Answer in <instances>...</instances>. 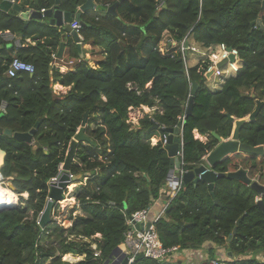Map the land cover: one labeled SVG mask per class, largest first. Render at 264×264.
<instances>
[{
	"label": "trees",
	"instance_id": "1",
	"mask_svg": "<svg viewBox=\"0 0 264 264\" xmlns=\"http://www.w3.org/2000/svg\"><path fill=\"white\" fill-rule=\"evenodd\" d=\"M85 1L23 0L20 4L32 10L57 7L75 14ZM96 1L107 8L116 0ZM158 1L122 0L116 6L117 16L84 12V25L78 31L82 41L104 55L97 68L79 60L65 73L50 69L52 54L61 42L57 28L37 21L24 26L16 13L0 10V32L43 39L36 46L15 49L0 37V104L6 103L0 127L27 132L38 123L31 144L0 135V147L6 152L0 174L10 178L16 193L27 194L20 196L17 205L0 210V264H106L131 230L128 217L150 207L172 168L161 142L151 145L149 141L154 132L164 134L149 130L151 120L164 127L176 126L183 118L191 83H197L192 113L181 134L183 168L192 170L217 145L211 132L230 137L233 121L228 115L246 117L255 99L264 100V30L252 24L260 18L264 26V0H164L165 7L155 14ZM165 31L176 42L187 36L203 45L234 47L242 66L212 92L205 84L206 64L197 63L182 73L183 60L176 47L167 46V52H161ZM67 44L69 58L79 59L75 44L71 40ZM12 57L32 63L34 72L7 78L4 72ZM56 83L70 86L63 97L54 94L51 84ZM141 105L156 109L133 127L127 122L128 112ZM86 111L84 133H90L87 136L95 144L88 143L87 149L78 143L70 164L71 175L81 173L83 178L91 173L70 210L69 219L74 222L66 230L52 218L41 227L38 217L48 197V183L59 174ZM92 123L96 129L90 131ZM194 130L207 139H196ZM239 141L264 145V104L254 120L241 126ZM213 169L223 173L243 169L264 185V155L235 152ZM213 193L205 181L182 184L154 223L162 245L196 249L209 241L236 257L252 254L228 264H264L256 258L264 251V210L257 203L261 199L264 206V193L258 195L250 186L227 177L215 180ZM75 210L82 215L73 216ZM96 234L100 236L94 238ZM87 239L96 243L98 257ZM66 253L85 257L71 263L61 259ZM209 253L213 257V250ZM131 264L163 262L138 254Z\"/></svg>",
	"mask_w": 264,
	"mask_h": 264
},
{
	"label": "water",
	"instance_id": "2",
	"mask_svg": "<svg viewBox=\"0 0 264 264\" xmlns=\"http://www.w3.org/2000/svg\"><path fill=\"white\" fill-rule=\"evenodd\" d=\"M122 0H116L111 5L107 6L106 13L110 14L112 16H117L116 14V6L117 4ZM58 0H56V3ZM162 7H165L163 5ZM158 8L155 11V14H157L161 9ZM96 5L94 4L93 0H86L81 6V11H87V10H95ZM0 9L4 11H8L9 9H13L17 13H19V17L24 19L25 21L28 20H40L42 18L48 17L49 23L51 25L63 27L64 31L67 33H70L71 36L74 38L76 42V48L78 51V54L80 57H82V48H81V41L78 32L71 27V23L73 21L78 22L80 25H84V22L81 20L80 13L71 14L69 12H65L60 10L59 8H49L44 10H32V9H26L22 10V7L18 4L17 0L11 1V0H1L0 1ZM264 10V1L262 2L261 12ZM252 24H257L262 30H264V26L262 25L261 19H257L255 22H252ZM65 47V43L63 41L60 42L58 47V55L60 56L63 49ZM230 60H233V57H230ZM225 60L218 63V67L222 66ZM182 73L187 72V68L185 65L182 66L181 70ZM212 72H208L206 74V77H209ZM197 83L192 82L191 88H190V95L188 98V103L185 108V112L183 115V118L181 121L178 122V124L174 127H164L160 126L158 123H156L154 120H151L152 125L149 128V130H159L160 132H164L167 134V145L165 147V150L168 154V157L170 158V163L172 167H179V159L177 157V153L179 151V142L182 134V127L183 123L186 121V118L188 115L192 113V104L194 100V95L197 91ZM251 96L254 97L253 89L251 90ZM264 104V100L255 99V107L254 109L243 118H234L233 116L228 115L230 120L233 121V128L232 132L229 138L223 139L221 136H219L216 132H211V134L215 137L217 140V145L206 155L205 162L200 164L199 166L195 167L192 170H186L183 173L182 176V182L184 184L192 182L194 184L198 183L199 181H205L208 185L209 192L212 196H214L213 193V187L214 182L216 179L227 177L229 179H237L241 181L242 183L250 186L253 188L258 195H262L264 193V185L260 184L256 179H250L246 171L243 169H238L233 172L223 173V172H216L213 169V166H215L217 163H219L221 160L229 156L230 154H233L235 152H246L250 154H256V155H264V145H256L251 146L246 143L239 141V131L241 126L246 121H252L256 118L257 114L259 113L262 105ZM87 116L88 111H86L83 115L82 121L80 123L79 128L77 129L76 133L72 137V139L69 142L68 149L66 151L64 162L61 166V173L59 174L56 181H50L48 183V197L45 203L44 208L39 214L38 217V224L41 227H44L47 225L48 222L53 218L52 217V209L53 207L58 204L61 200L64 199V191L66 190L67 186L71 184V182H76L82 178V174L78 173L75 175H70L69 168L70 164L73 160L74 154H75V148L78 143L85 142L90 144H95L93 140H91L85 133L84 128L87 124ZM38 127V123L34 125L33 128H31L27 132H12L10 129H5L0 127V135H6L12 137L14 140L18 142H25V143H31L32 142V136ZM6 155V152L1 149L0 147V159H1V165H3L4 157ZM91 173L86 172L84 173V176H90ZM9 187L12 191H15L14 185L10 182ZM216 204H219L217 200H215ZM258 205L264 210L263 203L261 199H258L257 201ZM8 207H0V210L9 208ZM149 223L146 224L148 226ZM140 226L136 225V228L138 229ZM236 232V229L233 230V234ZM228 236V240L232 238V235ZM232 253L228 250V256H231ZM129 257L125 256L124 259L121 261V264H128ZM1 263V260H0ZM163 264H181V261L178 260L177 262H170L165 261Z\"/></svg>",
	"mask_w": 264,
	"mask_h": 264
},
{
	"label": "built area",
	"instance_id": "3",
	"mask_svg": "<svg viewBox=\"0 0 264 264\" xmlns=\"http://www.w3.org/2000/svg\"><path fill=\"white\" fill-rule=\"evenodd\" d=\"M163 4L164 0H159L156 4V8H161ZM42 10L44 9H41V11ZM80 26L81 25L76 21H73L71 23V27L77 32L79 31ZM0 37L5 40H14L15 38L10 31L0 32ZM18 44L19 43L17 42V45ZM168 44L170 46L176 47L177 52H179L183 60V65H185L187 69L190 66L187 61L188 53L196 56V61L193 65L197 63L206 64L204 68L205 77L208 72H212L209 77H206V80L212 81L219 88H221L226 79L234 76L242 66V59L239 55L238 50L234 47L228 46L225 43L203 45L201 43L193 41V39L186 36L182 40L177 42L174 40H169ZM161 52H167V47L165 50H161ZM52 56L55 57V54L53 53ZM231 56L233 57V60H230ZM223 60H225L223 65L218 67V63ZM19 72L33 73L34 65L32 63L23 61L18 57H12L4 74L5 76L11 78L15 77ZM5 106V101H2L0 104V115L5 113ZM158 141L161 142L163 147H166L167 134L164 133ZM177 157L179 159V167H172L166 178L168 201H170L179 192L183 184L182 176L186 171L183 168L184 162L182 161L183 152L181 138L179 142V151L177 153ZM205 158L206 155L203 157V159L205 160ZM60 166H62V164ZM60 173L61 167L59 170V174ZM59 174L56 177L52 178L50 181H56ZM9 182L10 178H4L0 174V185L2 187L9 189ZM148 215L149 208H145L135 212L134 214H131L127 219V223L131 227V230L126 235V241L131 247V254L129 255L128 264H131L134 261L135 256L138 254H142L143 256L154 259L158 262H173V260L177 258L176 254L179 250L187 251L188 249H180L177 246L164 247L159 240L157 231L154 227V223L159 218V216L151 221L148 219ZM147 223H149L148 226H146ZM136 225L140 227L137 229ZM91 248L94 250V257H98L100 255V250L97 249L96 246H92ZM205 264H228V262L218 257H207L205 259Z\"/></svg>",
	"mask_w": 264,
	"mask_h": 264
},
{
	"label": "crops",
	"instance_id": "4",
	"mask_svg": "<svg viewBox=\"0 0 264 264\" xmlns=\"http://www.w3.org/2000/svg\"><path fill=\"white\" fill-rule=\"evenodd\" d=\"M11 1H14V0H11ZM18 1V4L21 6V2L23 0H17ZM28 1H31V0H28ZM59 1V0H58ZM94 4L96 5V8L95 10H87V11H81L80 10V6L77 7V12L76 13H80V16H81V20L83 21L82 19V14L84 12H88L89 15H93L95 13H101L100 11L101 10H106V8L102 7L100 3H98L96 0H93ZM58 3V2H57ZM56 3V0H55V4ZM22 7V6H21ZM27 9V5H25L22 10H26ZM1 10V9H0ZM63 11V10H62ZM6 12H14L16 13L18 16H19V13H17L16 11H14L13 9H9L8 11ZM106 11H104L105 13ZM75 13V14H76ZM117 14V12H116ZM21 18V17H20ZM49 19L48 17H45V18H42L40 20H28V21H25L24 19V22H25V25L24 26H28L32 21H37V22H40V23H43V24H47L49 26H52L54 28H57L60 32H61V35H60V40L63 41L65 43V47L61 53V55L59 56L58 55V49H57V52H54L55 54V57H51V62H50V69L52 68H57L60 72L62 73H65L69 70H73L74 69V66H75V63H77V61H79L80 59H74V58H69L68 56V53H69V47H68V41L71 40L75 46H76V42L74 40V38L71 36L70 33H67L64 31L63 27H59V26H55V25H51L49 23ZM13 35H14V40H5L3 39L4 42L7 43L8 45V48L10 46H14L15 49H19V48H23V47H28V46H36L38 44V42H43V39H40L37 40V39H33L32 37H25V38H22V36L19 34V33H13L11 32ZM79 34V32H78ZM167 34L168 35V32L165 31L163 33V36L165 37ZM169 36V35H168ZM79 37H80V41H81V48H82V56L84 53L83 51V47L84 48H87V49H90L91 47V54H96V52L99 53V50L97 51L98 48H94L93 46H91L90 44L88 43H84L82 41V37L81 35L79 34ZM170 37V36H169ZM163 38V37H162ZM169 40H172V38H170ZM169 40L166 41V47L167 46H170L168 43H169ZM162 41V39H161ZM160 41V43H162ZM17 42L19 43L17 45ZM160 43H159V47H160V50H161V46H160ZM59 47V46H58ZM77 49V48H76ZM88 51V50H87ZM95 51V52H94ZM103 51V50H102ZM78 53V51H77ZM103 55H104V52L101 53V50H100V56L99 55H96V62H98V60H101L103 58ZM93 56V55H92ZM78 57L81 58L78 54ZM86 59H89V54L87 53L86 54ZM83 58V57H82ZM51 71V70H50ZM7 77V76H6ZM7 78H10V77H7ZM205 84L206 86L209 88V90H211L212 92L213 91H217L219 90L220 88L218 86H216L212 81H205ZM51 87H52V90L54 92L55 95L59 96V97H63L67 92L68 90L70 89V86H62L58 83L56 84H51ZM138 108L139 110H141L142 112L144 111V115H148L150 116L153 111L156 109V106H153V107H148V106H144V105H141L140 107H136ZM131 109H134V108H131ZM142 116V117H143ZM141 117V118H142ZM138 124H139V120H138ZM135 127H139V126H135ZM197 133V134H196ZM193 134H194V137L196 139H199L201 141H205L207 139V137L205 135H201L198 133L197 130H194L193 131ZM197 135V136H195ZM160 134L158 132H154V134L152 136L149 137V141L151 140H154L156 143L158 142L159 138H160ZM204 137V139H203ZM151 143V145H155L156 143ZM11 182V181H10ZM9 182V183H10ZM9 183H8V186H9ZM10 189V187H9ZM11 190V189H10ZM27 194L23 193V194H20V196H23V197H26L24 196ZM170 201H168V194H167V184H165L161 189H160V193H159V196L154 199L149 207V215H148V219L149 220H153L155 219L157 216L161 217L163 212H164V208L166 209V207L168 206ZM69 225H71V223L69 222ZM99 237V236H98ZM213 250V257H217V256H221L222 259L228 261V260H232V259H237V258H242V259H247L249 258L252 254H248V255H244V256H237L236 255L234 256L233 254L231 256H228V249H226L225 247H222V246H216L214 243L212 242H209V241H206L200 248H196V249H188L189 251H191V253L193 254V260L191 262V264H205V259L207 257H211L212 255L209 253V250ZM232 253V252H231ZM131 254V247L130 245L127 243V241L125 240L124 243L122 245H120L118 248H116V250L114 251V254L111 258L110 261H108L107 263L109 264H121V261L124 259L125 256H128ZM66 257V258H65ZM71 257V258H70ZM84 254H74V253H66L64 255L61 256V259L64 260V261H67V262H78L80 260H83L84 259ZM74 259V261H71V259ZM256 258L259 259L260 261H263L264 262V251L258 253L256 255ZM70 259V260H69ZM178 259V258H176ZM176 259L173 260V262H177ZM172 262V263H173Z\"/></svg>",
	"mask_w": 264,
	"mask_h": 264
},
{
	"label": "rangeland",
	"instance_id": "5",
	"mask_svg": "<svg viewBox=\"0 0 264 264\" xmlns=\"http://www.w3.org/2000/svg\"><path fill=\"white\" fill-rule=\"evenodd\" d=\"M104 11H106V10H101L100 12L104 14ZM165 35H166L165 37L162 35V37H163L162 38V41H161L162 43H160L161 50H165L166 49V41L171 38V37H169L170 36L169 34H168L169 36L167 34H165ZM83 51L89 54V59H86L83 56H82L83 58L81 57L79 59L82 60V61H84V62H86V64L89 67H91V68H97L98 67V64L96 63L95 58H96V55H99L100 56V53L96 52V54H91V47H90V49H87V48H84L83 47ZM97 51H98V49H97ZM187 61H188V64L190 66H192L194 64V62L196 61V56L188 53L187 54ZM143 114H144V111L142 112L138 108L130 109L129 112H128L127 122H130L133 125V127L138 126V120L143 116ZM99 120L100 119L97 118V122H99ZM89 126H90V131L96 129V125L93 124V123L90 124ZM89 134L90 133H87L86 135L89 136ZM203 139H204V137H203ZM154 142H155L154 140H151L150 141V143H154ZM31 143H29V144H31ZM83 144L86 146L87 149H89L90 146L88 145V143H85L84 142ZM98 160L99 161L101 160L100 153H99V156H98ZM203 161L205 162L204 159H203ZM96 170L99 171L100 168L97 167ZM256 177L254 179H256ZM87 181H88V177H83V178H81V180H78L76 182H71V184H75V186L74 185L72 187L70 186L69 189H68V186L70 184L67 186L66 190L64 191V196H65L64 199L61 200L58 203V206L55 209V212L52 213L53 218H55L57 220V222L60 224V226L62 228H64V229H66V230L68 228H70V226L74 222L73 219L72 220L69 219L70 214H71L70 210L73 207L74 202L77 201L78 194H80V192H82V190H84V188H86ZM6 190H8V189H6ZM3 191H5V190H3ZM8 191H10V190H8ZM69 191H70V193H69ZM13 192H14V195L17 196V198L15 197L16 200L14 201V204L11 205V206L17 205L19 203V201H20V194L19 193H16L15 191H12V193ZM24 196H26V195H24ZM23 198H25V197H23ZM75 214H78V216L79 215H82L80 210H75L73 212V216H75ZM69 222H71V225H69ZM98 236H100V235L99 234H96L94 236V238L95 237H98ZM87 241L90 242L91 247L92 246L93 247L96 246V243L94 241H92L90 239H87ZM176 256L178 258V259H176V261L180 260L181 261V264H191V262L193 260V254L189 250H187V251H184V250L180 251L179 250L177 252ZM217 257L222 259L221 256H217ZM74 259L75 258L71 259V261H74Z\"/></svg>",
	"mask_w": 264,
	"mask_h": 264
},
{
	"label": "bare ground",
	"instance_id": "6",
	"mask_svg": "<svg viewBox=\"0 0 264 264\" xmlns=\"http://www.w3.org/2000/svg\"><path fill=\"white\" fill-rule=\"evenodd\" d=\"M0 165H1V159H0ZM69 186H68V188H69ZM3 190H5V191H3ZM8 190H10V189H8ZM8 190H6V188H4L0 185V207H8V206L13 205L14 201L16 200L15 197L17 198V196L14 195V192L12 193L11 190L10 191H8Z\"/></svg>",
	"mask_w": 264,
	"mask_h": 264
}]
</instances>
